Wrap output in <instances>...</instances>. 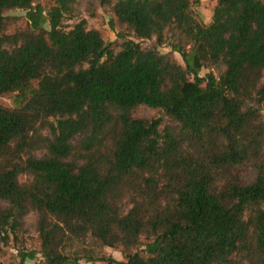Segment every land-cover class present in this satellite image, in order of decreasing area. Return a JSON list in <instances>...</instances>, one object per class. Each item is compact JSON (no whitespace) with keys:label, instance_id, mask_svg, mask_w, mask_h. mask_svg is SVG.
I'll use <instances>...</instances> for the list:
<instances>
[{"label":"trees","instance_id":"16d2710c","mask_svg":"<svg viewBox=\"0 0 264 264\" xmlns=\"http://www.w3.org/2000/svg\"><path fill=\"white\" fill-rule=\"evenodd\" d=\"M76 1L0 0V252L35 211L19 264H264V0H100L119 43Z\"/></svg>","mask_w":264,"mask_h":264},{"label":"rangeland","instance_id":"374dc122","mask_svg":"<svg viewBox=\"0 0 264 264\" xmlns=\"http://www.w3.org/2000/svg\"><path fill=\"white\" fill-rule=\"evenodd\" d=\"M217 4L216 0H200L198 4L193 6V11L198 19L202 20L205 23H210L214 13V8ZM10 15L18 17V24L21 27L27 25L25 14L26 10L23 9H13L8 12ZM111 11L108 6H103L100 3V0H77L72 6L70 13L66 14L64 17L63 23L67 27L73 26L75 23L79 22L82 19L87 21V27L89 29L96 28L99 29L106 42L119 43L122 41V38L119 36V32H124L123 28L116 26L113 28L110 25ZM130 38L142 43L143 46L153 45L155 40H142L138 39L135 36H129ZM117 48L116 50H118ZM158 49L162 53H171L176 57V59L184 64L181 55L178 52L173 51L171 43L165 42L158 46ZM213 71L212 69L203 68L201 70V75L205 76L208 72ZM219 74L216 70L214 71ZM15 97L16 93L6 94L0 96V104L5 107H15ZM264 114V109H263ZM135 116L152 118L161 116L162 112L159 109L152 108L148 105H140L134 111ZM168 119L164 120V125L169 124ZM163 125V126H164ZM26 176H21L22 180H25ZM0 204L7 205L8 202L0 200ZM37 222V213L35 211L29 212L24 218V233L20 236L19 241H11L8 245H4L2 251L0 252V260L6 263L19 264L20 257L19 251H33L39 250L40 240L39 235L36 230ZM105 252L108 255H112L116 259L123 260L124 255L118 248L105 247ZM42 260L41 254H38L37 259L27 260L26 264H36L38 261ZM79 264H103L100 262L90 263L85 260H81Z\"/></svg>","mask_w":264,"mask_h":264}]
</instances>
